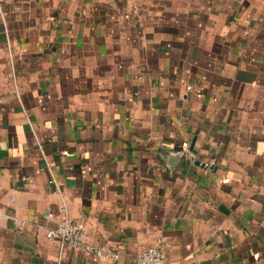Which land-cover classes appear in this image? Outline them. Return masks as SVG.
I'll return each instance as SVG.
<instances>
[{
  "label": "crops",
  "instance_id": "0c3cea01",
  "mask_svg": "<svg viewBox=\"0 0 264 264\" xmlns=\"http://www.w3.org/2000/svg\"><path fill=\"white\" fill-rule=\"evenodd\" d=\"M0 3V264H264V0Z\"/></svg>",
  "mask_w": 264,
  "mask_h": 264
},
{
  "label": "built area",
  "instance_id": "2783aa9c",
  "mask_svg": "<svg viewBox=\"0 0 264 264\" xmlns=\"http://www.w3.org/2000/svg\"><path fill=\"white\" fill-rule=\"evenodd\" d=\"M0 13H3L1 3ZM191 157H195L193 152H191ZM49 183L54 187V192L61 197L60 210L62 219L55 227L47 231V238L58 241L62 249L71 247L91 253L100 263L103 261H117L120 258V253L116 249L108 244L95 245L90 243L87 239L84 224L70 217L69 202L53 172L50 174ZM135 261V264H168L162 244L144 246L137 253Z\"/></svg>",
  "mask_w": 264,
  "mask_h": 264
},
{
  "label": "water",
  "instance_id": "95a60500",
  "mask_svg": "<svg viewBox=\"0 0 264 264\" xmlns=\"http://www.w3.org/2000/svg\"><path fill=\"white\" fill-rule=\"evenodd\" d=\"M191 152L193 151V146H191ZM195 165H198V166H201V167H204V166H210L211 169H214L215 166L212 164V165H207L206 163H204L202 160L200 159H196L194 161Z\"/></svg>",
  "mask_w": 264,
  "mask_h": 264
}]
</instances>
